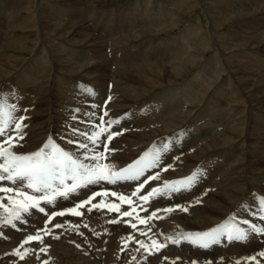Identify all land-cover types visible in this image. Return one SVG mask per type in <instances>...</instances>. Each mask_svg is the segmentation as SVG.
Masks as SVG:
<instances>
[{"label": "bare ground", "instance_id": "6f19581e", "mask_svg": "<svg viewBox=\"0 0 264 264\" xmlns=\"http://www.w3.org/2000/svg\"><path fill=\"white\" fill-rule=\"evenodd\" d=\"M48 1L38 0L34 7L28 0H0V94H8L4 97L7 103L18 102L17 116L27 117L26 135L15 150L35 151L50 135L62 146L72 147L58 137L68 123L75 125L72 109L84 107L85 99L91 100L82 92V87L90 86L96 93L95 103L102 105L112 97L106 106L110 117L131 113L113 126L114 131L124 129L110 146L115 151L109 160L115 166L171 138L174 142L161 154L160 168L174 167L161 173L155 184L187 177L198 168L204 170L191 188L151 201L152 208L174 204L187 207V211L161 213L166 220L158 219L154 228L151 224L158 239L163 240L159 233L177 229L205 231L222 223L233 211L242 219L255 221L256 217L242 212L238 205L250 202L256 193L264 194V3L240 7L245 19L221 33L228 35L230 42L222 40L223 47H211L213 34L206 21H183V15L196 8V0H173V10L163 8L162 0L123 4L121 0H106L100 3L102 7L89 0L82 6L68 1L69 9H61L56 2L50 6ZM20 2L25 4L21 9L15 6ZM43 4L52 9L39 11ZM252 24L258 26L251 30ZM206 52L211 54L204 60ZM30 54L33 58L29 60L26 57ZM231 63L235 65L230 67ZM32 69L38 72L29 74ZM206 71L213 74L207 77ZM108 81H113L109 91ZM212 107L219 111L217 116ZM60 124L63 129H57ZM182 130L184 135L177 141ZM119 187L130 189L132 185L126 182ZM83 192L69 199L59 198L48 207L67 206ZM98 215L115 219L97 210L86 211L78 219H57L56 223L64 227L52 229L55 235L43 239V244L51 241L54 246L37 256L35 250L42 245L30 242L25 246L34 251L21 260L12 250L27 234L41 228L45 216L26 214L29 223H20L26 231L2 229L6 238H0V264H42L45 260L48 264H171L178 256L175 264H190L193 257L199 264L213 260L212 264H235L264 247V235L250 234L246 241L229 242L225 238L220 247L214 244L207 249L188 242L169 243L151 254L142 248L135 251L140 245L130 241L121 252L120 237L128 233L137 239L147 237L123 223L125 218L106 226V233L101 226L102 235L96 236L94 232L101 224ZM68 220L81 225L79 231L66 224ZM69 230L72 234L68 237L65 233ZM211 255L213 260L206 261Z\"/></svg>", "mask_w": 264, "mask_h": 264}, {"label": "snow or ice", "instance_id": "6c2138e0", "mask_svg": "<svg viewBox=\"0 0 264 264\" xmlns=\"http://www.w3.org/2000/svg\"><path fill=\"white\" fill-rule=\"evenodd\" d=\"M85 99L82 103L84 107H74L71 111V121L75 125L68 123L64 133L58 137L64 141L62 146L57 142V138L49 136L47 140L35 151L18 152L16 146L20 145L26 133L24 129L27 125L24 121L26 115L17 116L19 104L7 103L8 94H0V238H6L2 229L11 227L18 231H26L20 228V223L27 225L26 214H31L34 210L45 214L44 227L37 228L34 233L27 234L14 248L13 253L23 260L30 251H34L28 245L37 241L42 245L36 251L37 256L42 252H47L49 246L43 244L45 235H55L52 229L63 228L64 224L54 223L53 218L72 214L83 217L86 209L92 212L94 209L107 210L117 213L118 216L109 221L117 223L121 217H127L123 223L130 224L136 232H139L145 239H137L132 233L120 237L123 252L129 246L130 241H135L146 253H157L168 246L169 243L180 245L188 242L202 248H209L214 244H221L225 238L227 241H246L250 234L264 235V194L256 193L250 202L242 201L238 207L242 212H249L257 219H242L241 215L233 211L222 223L210 227L205 231H185L177 229L171 233H159L163 240L157 238L152 233L150 221L161 219V213L167 215L175 209L187 211V207L181 204L170 205L164 209H154L147 215H140V212L148 213L147 205L160 195L171 196L173 193L191 188L198 182L204 170L198 168L187 177L176 180H164L162 184L150 187L149 190L141 194V190L149 185L150 181H159L160 172L166 171L174 165H165L160 168L161 154L169 150L173 140L168 138L166 143L160 146L153 144L148 150L132 163L117 169L115 164L110 162L109 156L115 151L109 147V143L114 137L122 134L114 131L113 126L119 125L131 113H124L119 117H110L107 103L111 96L104 101V104L95 103V90L90 86L82 87ZM19 97L17 96V101ZM23 111L26 113L27 108ZM83 125V127H81ZM184 135L183 130L177 136V141ZM178 159V158H177ZM159 169V170H156ZM149 170L152 174L146 175ZM118 181H135V189L130 194L113 191L104 187L103 183L116 184ZM90 186H98L96 191H91L84 199H79L70 207H65L57 211H49V205H55L58 198L69 199L74 194H79L81 190H86ZM100 197L99 200H96ZM115 197L117 199H109ZM5 199L7 202H5ZM199 202V201H196ZM121 204L128 205L129 210L124 211ZM135 217L136 223L132 222ZM74 230L79 231L81 225L73 224L71 220L65 221ZM138 224L144 227H137ZM243 225V226H242ZM87 227V225H85ZM105 233L108 229L103 230ZM96 236L101 232H94ZM80 235H84L80 232ZM150 241V243L148 242ZM264 250L258 254L240 258L235 264H264ZM133 261L136 257H132ZM142 259L146 257L142 256ZM165 260L171 258L165 257ZM175 259H180L179 257ZM223 259V258H221ZM42 264H48L45 260ZM175 264V260H171ZM190 264H199L197 260L190 261ZM206 264H212L207 261Z\"/></svg>", "mask_w": 264, "mask_h": 264}, {"label": "rangeland", "instance_id": "374dc122", "mask_svg": "<svg viewBox=\"0 0 264 264\" xmlns=\"http://www.w3.org/2000/svg\"><path fill=\"white\" fill-rule=\"evenodd\" d=\"M28 1L30 2L31 5H34V7L37 6L38 0H28ZM68 1H69V3L71 1L78 2L77 6H82V4H84L86 2V0H49L48 2L50 4V6H53V2H56L59 4V7L61 9H64L65 7H67V9H69V6L67 5ZM89 1H91L92 4H96L97 7H102V5H100V3L104 2V1L106 2V0H89ZM129 1H131V0H121L120 2L123 4V3H127ZM63 2H65V3H63ZM162 2L164 4L162 6L163 8L165 6H167V7H170V10L175 9L173 4H172L173 0H162ZM196 2H197V3H195L196 8L194 9V11L189 12L190 13L189 15L185 13L183 15V17H184L183 21L186 23L187 21L190 20V18L196 19L197 24L204 23L206 21V25L210 27V32H212V34H213L212 39L210 41L211 47L220 46L219 44H221V47H223L222 40L226 41V42H230V40H229L228 35H226V34L222 35L221 33L231 31V28H232V26H234L235 23H238V22L245 19V13L243 11L239 10V8L242 6L255 7L256 5L258 6V5L263 4L264 0H261L260 3H259V0H196ZM200 2L202 3L203 7H201ZM15 6L16 7L19 6L18 8L21 9L23 6H25V4L20 2L19 4L15 5ZM140 6H141V4H140ZM38 8H39V11H40V9L45 10V11H50L52 9L51 7L46 6L45 4L39 5ZM15 11H16V9H15ZM21 11H23V10H21ZM191 15H193V16H191ZM18 18H19V15H18ZM257 26L258 25L252 24V26H250V29L253 30V28H256ZM241 29H243V27ZM247 30H249V29L244 28V31H247ZM174 32H173V34H174ZM227 51H229V49H227L226 52ZM210 54H211V52H206L204 55V60L207 59L208 55H210ZM26 58L30 60L33 58V55L30 54ZM239 61H243V58H240ZM207 62L210 63L211 61L208 60ZM242 63L243 62H240L238 65L241 66ZM205 64H206V62L204 61V65ZM233 65H235V64L231 63L230 67L231 66L233 67ZM35 66L38 69L37 64H35ZM208 67H209V65H208ZM209 68H211V67H209ZM35 72H38V70L32 69V70H30L29 74L34 75ZM212 74H213V71H208V72L206 71L205 72V75L207 77H209ZM80 87H82V85ZM97 104H100V103L97 102ZM102 105H103V102H102ZM211 109L214 110L213 113L217 116V113L219 111L216 110L215 107H212ZM215 122H216L215 120H214V122H211L210 126L211 127L214 126ZM155 222H153L154 223L153 228L157 227V225H156L157 223H155ZM65 234L69 237L68 232H66ZM258 235H261V234H258ZM248 238H250V235ZM47 243H48V246H50L49 248L54 246L53 242H51V241H48ZM218 247H220V244H218ZM164 258H165V256H164ZM207 258H211L213 260V255L206 256V261H207ZM221 258H224V256H222ZM232 258H234V255L232 256ZM192 259L197 260V258H194V257L191 258V260ZM213 261H211V262H213Z\"/></svg>", "mask_w": 264, "mask_h": 264}]
</instances>
